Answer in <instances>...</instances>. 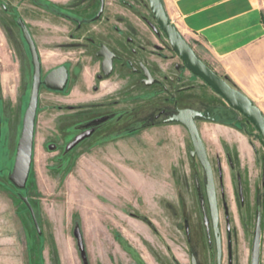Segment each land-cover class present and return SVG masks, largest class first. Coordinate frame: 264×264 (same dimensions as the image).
<instances>
[{
	"label": "rangeland",
	"instance_id": "1",
	"mask_svg": "<svg viewBox=\"0 0 264 264\" xmlns=\"http://www.w3.org/2000/svg\"><path fill=\"white\" fill-rule=\"evenodd\" d=\"M44 1L52 6L70 8L79 17L92 15V10L97 8L94 0ZM107 1L110 10L115 11V6L111 5L113 0ZM125 1L132 7L124 5L117 10L125 19L134 20H105L100 26L102 40L111 46H120L129 57L135 55L134 61L143 59L141 52L149 57L148 63L153 67L155 62L168 64L177 75L183 63L159 29L148 1ZM18 2L20 0H0V264H190L192 256L197 264H215L216 252L206 240L194 185L198 179L203 189L205 174L197 159L190 155L189 135L177 123L153 124L152 118L153 110L164 98L171 104L167 113L174 112L173 95L178 105L201 112L213 107H227L219 96L202 94L201 85L210 90L204 83L184 81V85L194 87L199 96L185 95L172 87L171 93L155 97V108L152 101L140 100L139 106L134 108L141 119H146L139 121L140 132L119 134L122 137L113 140H109L110 137L106 140L105 135L98 138V135L75 149L72 148L78 142L70 147L71 141L63 149L66 134L53 131L54 94L42 90L40 97L47 99L36 112L38 120L36 122L35 117L25 186L18 189L9 180L32 83L31 69H27L26 76L20 81L18 59L8 58L7 41L19 34L13 21L14 14L8 11L15 3L19 13L31 25L28 27L43 39L50 37L51 31L67 30L56 24L57 18L51 10L46 11L28 0L22 5ZM149 22L157 33H148L144 48L142 39ZM128 40L135 43L128 45ZM131 50L136 51L133 54ZM16 58H19L18 54ZM43 59L49 67L54 65L53 62L61 61L62 56L44 51ZM70 69L74 81L65 93L72 96L85 93L84 87L79 89L76 81L83 77L88 83L95 66L72 62ZM123 72L140 79L127 69ZM154 73L161 77V66L154 69ZM184 73V78L191 77L190 72ZM142 88L147 89L139 86L140 94ZM155 89L151 87L150 91ZM22 94L26 95L24 101L20 99ZM234 114L238 121L234 120L228 126H242L239 131L249 144L255 146L257 160L263 167L264 147L259 132L241 114ZM214 122L221 123L217 119ZM196 123L204 133L200 137L213 173L222 264H250L257 211L261 218L259 264H264V185L261 176L264 170L254 176L239 172L229 155L235 146V135L228 130L224 133L202 120H196ZM130 124L127 120L125 126L130 127ZM204 125L208 127L204 128ZM66 137L68 142L72 135ZM97 141L104 143L95 146ZM228 157L233 167H230ZM238 179L243 203L239 198ZM22 198H26L31 206L39 232ZM186 223L188 237L184 231Z\"/></svg>",
	"mask_w": 264,
	"mask_h": 264
},
{
	"label": "flooded vegetation",
	"instance_id": "2",
	"mask_svg": "<svg viewBox=\"0 0 264 264\" xmlns=\"http://www.w3.org/2000/svg\"><path fill=\"white\" fill-rule=\"evenodd\" d=\"M24 1L25 0H20V2L18 3L22 5ZM28 1H30L33 4H36L37 7H41L46 11L51 10L50 12L52 13V15L57 18V21H55L56 24L59 26L60 25L65 26L67 30L51 31L52 35L50 37L45 36L46 39L37 37L33 32L32 27L31 28L28 27L30 25L29 22L26 20L23 14L19 13L18 6L15 3H13L12 5L14 6H12V9L8 11V13L14 14L13 21L14 24L17 25L19 34L17 36L16 35L13 36L10 42L6 40L7 50L9 53L8 58L9 60L18 59L16 63L20 71L19 72L20 81L22 80L23 76H26L27 69L28 68L31 69V83H32L34 67L32 63L30 46L28 44L27 39L24 37L21 27L19 26V23H22L25 26L33 43L34 49L37 54V61L39 66L40 82L38 88V101H37L36 112L38 113L41 104L45 102L44 99L45 100L47 99L46 96L40 97L41 91L44 90L47 93L54 94L55 97L54 109L56 113L53 117V122L55 123L53 131H55V133L57 134H66L65 136H63L64 139L63 142H65L63 145V149L66 148L67 143H69L70 141L72 143V141L79 135H86V136L82 140H80L72 149H75L81 143H86L87 141L95 138L98 135H100L98 138H102V135H105V137L103 136V138H105L106 140H108L107 139L108 137H110L109 140H113L122 137L119 136V134L126 133L132 135L140 132L141 130H139L140 129L139 121H143V120L145 121L146 119L144 118L141 119L139 117V112L137 110L134 111V108L139 106L140 100L152 101L153 107L155 108L154 106L155 97L161 95V93L164 94L171 93V88L169 85L164 83L163 78H160L159 76L158 77L155 76L156 74L154 73V67L153 65L149 64L147 60V58L149 57L144 56V54H141L140 52V55H142L143 59L142 60L137 59L134 61L135 55L129 57L128 53L122 50L120 46H114V45L111 46L105 43L100 36V32H101L100 26H102L105 20L118 19L121 20L122 22H130L134 20V19H130V20L125 19L126 17L124 16V14H121L117 10L118 7L122 8L124 7V5L129 7L130 4H128V2L125 0H113L115 4L112 1L111 5L115 6V11L112 12V10H110V8L107 6L108 4H110L108 3L107 0H94L97 4V8L92 10L93 14L79 17L74 15L71 12V9L67 7H60L59 5H55V4H53L52 6L44 0H28ZM107 8L109 9L108 11ZM4 9L7 10V8L5 7ZM139 16L140 14L135 19H137ZM146 28L147 30L145 36L142 39L144 48H146V42H148L147 41L148 40L147 38L149 37L148 33L150 32L155 34L157 33V30H155V27L151 25L150 22L146 26ZM133 43H135L134 40L132 41L128 40V45L129 44L132 45ZM44 51L45 52L50 51L51 54L56 55V57L62 56V60L58 62H53L54 65L46 67L43 59ZM131 51L134 54L136 50H131ZM17 54L19 58H16ZM104 54H106V56ZM72 62L80 63L81 65L85 64L88 66L91 65L95 66V70L93 71L88 83L85 82L83 77H81L80 81L79 79L77 81L75 79V81L77 82L76 84L78 85L77 87H79V89H82L84 87V91L86 92L74 96L65 93L68 90V88L71 86V84H73L72 82L74 81L70 69ZM108 62L109 65L107 64ZM141 64L148 70L149 74L153 78V82L147 84L148 80L144 76V73L141 69ZM57 69L63 70L66 76L61 90L52 89L48 87L44 82L47 76L52 71ZM124 69L129 70L130 74H132L133 76L134 75L140 76V79L136 80L134 77L131 78L127 76L126 73L123 72ZM185 71L188 70L182 64L175 78L177 82H175L176 84H174L173 87L176 88L177 91L183 93H185L186 92L185 90H187V87L183 86L184 84L183 78L185 75L184 73ZM190 75L192 74L190 73ZM52 84L58 86L59 79L58 78L53 79ZM139 86L147 87V89L142 88L143 92L140 94L138 92ZM151 87H156V89L152 92L150 91ZM189 88H193V90L197 91L194 87H189ZM25 94L20 95L21 96L20 99L23 101L24 99H26ZM191 95L199 96L198 93L195 94L193 93ZM174 98L175 96L173 95L171 99L175 100V106L172 107L174 109V112L170 114L167 113V108H171L170 102L167 101L166 98L163 99V102H161V100L158 102L160 106H156L158 108L154 109L152 113V118L154 119L153 124L168 123L166 122V119L171 117L172 115H175L178 110L191 109L178 105V101ZM195 111H199V110H195ZM206 111L204 112L202 111V113L207 115ZM209 114L210 113L208 112V116ZM213 117H214L213 119L210 118L209 120L204 118H196L195 122L196 120H202L207 123H212L217 119L218 121H221L222 124L228 125L230 122L232 123L234 120L236 122L238 121L236 115L231 114L229 111H225L221 113L218 112ZM37 120H38V114L36 115V122ZM127 120L131 122L130 127L125 126ZM235 127L238 130H242V126L240 125H235ZM197 129L199 132L198 126ZM67 134L72 135L71 139L68 142L66 139ZM113 134L114 137L112 136ZM0 140H1V123H0ZM103 143L104 142L97 141L95 143L96 144L95 146H101ZM49 146L54 147L53 145H49ZM228 163L230 167H233V164L229 157H228ZM263 176L264 175H262V177ZM204 185H203V189L201 188L203 190L202 191L203 195H204ZM263 185H264V180H263ZM238 192H239V183H238ZM204 199H205V195H204ZM241 203H243V201ZM205 206L208 214L206 199H205ZM208 220L210 226L211 245L214 246V238L211 228V222L209 218ZM186 227L188 229V232L186 230ZM184 231L186 233V236L188 237L189 227L187 223L184 227ZM190 264H191V258H190ZM215 264H216V255H215ZM221 264H222V256H221Z\"/></svg>",
	"mask_w": 264,
	"mask_h": 264
},
{
	"label": "crops",
	"instance_id": "3",
	"mask_svg": "<svg viewBox=\"0 0 264 264\" xmlns=\"http://www.w3.org/2000/svg\"><path fill=\"white\" fill-rule=\"evenodd\" d=\"M161 2L170 22L192 46L198 57L232 88L242 93L264 117V0ZM159 66L163 72L160 78L170 88L174 87L177 75L168 64L155 62L154 69ZM190 76L183 81L196 80L203 83L197 77ZM183 86L187 87L185 95L197 93L187 84ZM200 89L203 95L210 93L218 96L210 88L205 90L201 85ZM209 124L224 133L228 130V133L235 135V146L233 151H229V155L239 172L244 171L250 176L263 172L264 165L262 167L260 160H257L255 146L249 144L246 141L248 139L237 128L220 122ZM205 127L208 125H204ZM199 133L201 137L204 134L200 129Z\"/></svg>",
	"mask_w": 264,
	"mask_h": 264
},
{
	"label": "water",
	"instance_id": "4",
	"mask_svg": "<svg viewBox=\"0 0 264 264\" xmlns=\"http://www.w3.org/2000/svg\"><path fill=\"white\" fill-rule=\"evenodd\" d=\"M149 4L150 11L159 27L161 32L165 35L169 42L171 49L182 61L184 67L194 76L199 78L205 85H207L215 94H217L226 104L227 107H213L208 108L206 111L207 115L201 111H195L193 109H182L178 110L175 115L166 119L168 123H179L188 132L192 143V150L190 155L196 157L201 167L205 172L206 183L204 185V195L206 199V204L208 207V214L205 206L204 195L198 179H195L194 185L195 190L202 213L204 228L206 232V237L208 244L211 245V235L209 220L211 222V228L214 238V246L216 251V264H221V240L218 230V210L217 201L215 193V185L213 180V173L210 162L208 160L205 144L201 139L197 125L195 122L196 118H204L209 120L213 119L214 115L218 112L229 111L231 114L239 113L245 117L249 123H251L255 129L259 132L260 137L263 142L264 147V117L261 112L239 91L232 88L225 80H223L217 73L213 71L202 59L198 57L192 46L182 37L177 28L170 22L167 17L161 0H147ZM24 37L27 39L30 46V52L32 56L33 63V78L31 85V93L29 97L28 107L25 110L23 121L21 137L18 141L16 147V154L14 159V165L11 174L9 175V180L18 189H22L25 186L30 163H31V153L33 145V132L34 123L36 117L37 101H38V88H39V66L37 61V54L34 49L31 38L22 23H19ZM156 30V29H155ZM106 56V54H104ZM110 62V60H109ZM109 62L107 63L109 65ZM141 69L144 73L145 78L148 80L147 84L153 82V78L149 74L148 70L141 64ZM58 78L59 85L52 84V80ZM65 72L61 69L52 71L45 79V84L52 88L61 90L65 81ZM208 112L210 113L208 116ZM216 112V113H215ZM86 135H79L71 143L70 147L75 145L77 142L82 140ZM264 180V176H263ZM239 183V196L241 202L243 201V195L241 190L240 180ZM25 205L31 213L33 223L39 232V228L35 219V215L31 206L29 205L26 198H22ZM260 213L256 212L253 240L251 247V257L250 264H259L260 256V240H261V227H260ZM188 232V229L186 227ZM191 264H196L195 258L191 257Z\"/></svg>",
	"mask_w": 264,
	"mask_h": 264
}]
</instances>
